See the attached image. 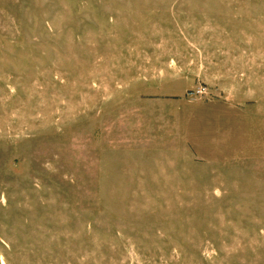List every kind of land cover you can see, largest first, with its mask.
Segmentation results:
<instances>
[{
  "label": "rangeland",
  "instance_id": "rangeland-1",
  "mask_svg": "<svg viewBox=\"0 0 264 264\" xmlns=\"http://www.w3.org/2000/svg\"><path fill=\"white\" fill-rule=\"evenodd\" d=\"M0 264H264V0H0Z\"/></svg>",
  "mask_w": 264,
  "mask_h": 264
}]
</instances>
